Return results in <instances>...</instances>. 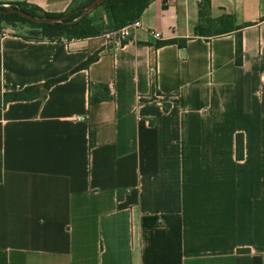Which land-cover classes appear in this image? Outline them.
Returning a JSON list of instances; mask_svg holds the SVG:
<instances>
[{"label":"crops","instance_id":"0c3cea01","mask_svg":"<svg viewBox=\"0 0 264 264\" xmlns=\"http://www.w3.org/2000/svg\"><path fill=\"white\" fill-rule=\"evenodd\" d=\"M201 1L154 0L126 38L0 33V94L69 74L0 107V264H264V0H211L243 29L210 40Z\"/></svg>","mask_w":264,"mask_h":264},{"label":"trees","instance_id":"16d2710c","mask_svg":"<svg viewBox=\"0 0 264 264\" xmlns=\"http://www.w3.org/2000/svg\"><path fill=\"white\" fill-rule=\"evenodd\" d=\"M94 1V0H93ZM92 1V2H93ZM154 0H109L104 3L110 10L112 15L114 30L118 31L121 28L133 24L136 20L140 19L144 10L153 2ZM91 2V3H92ZM8 8H18L24 10L33 16H62L65 14H70L74 10L81 8L78 7L71 12L64 14H48L41 12L37 8H31L23 3H11L6 6L0 2V9ZM211 0H203L199 6V17L200 22L195 28V35L203 37L206 40H210L216 37H222L229 35L233 32L240 31L243 27H238L235 25V18L231 15H225L218 19H213L211 17ZM38 13L42 14L39 15ZM92 19L88 16H81V14L71 15L68 23L62 24H37L23 18L19 15H0V33H4V26L15 27L16 24L28 25L31 30V35L34 36L33 39L50 40L56 41L63 38L71 39H85L91 37H97L104 34V28L96 27L92 24ZM16 35V34H13ZM25 38H31L24 36ZM188 39L181 40H171L168 42L160 43L161 45L176 44L179 47H185ZM99 58V53L91 56L85 63L73 70L75 71L88 67V65ZM243 62V42L242 35L239 33L237 35V45H236V63L237 65H242ZM69 74L61 76L59 78L51 79L41 86H29L20 91L6 92L0 94V107L6 106L10 102L14 101H29L37 98L44 97L46 92L56 83L67 79ZM105 88V86H100ZM112 94L107 88V92L102 97H90V103L95 104L103 100L111 99ZM94 133H91V144H93ZM237 151L238 158L242 159L244 156V140L242 135H238L237 138Z\"/></svg>","mask_w":264,"mask_h":264},{"label":"rangeland","instance_id":"374dc122","mask_svg":"<svg viewBox=\"0 0 264 264\" xmlns=\"http://www.w3.org/2000/svg\"><path fill=\"white\" fill-rule=\"evenodd\" d=\"M93 0H85L82 3H77L75 6H73L68 12L73 11L74 9L78 8V7H84L88 4H90ZM66 12V13H68ZM39 15H42L40 13H38ZM86 16H88L90 19H92V24L96 27H100V28H104V34L108 33V32H114L116 30H114V24H113V19H112V15L110 13V10L107 8L106 5L102 4L101 6H99L98 8H96L95 10L85 14ZM83 15V16H85ZM4 30L6 33L9 34H19L22 36H27V37H31L32 39L34 38V36L31 35V28L28 25L25 24H16L15 27H10V26H4Z\"/></svg>","mask_w":264,"mask_h":264},{"label":"water","instance_id":"95a60500","mask_svg":"<svg viewBox=\"0 0 264 264\" xmlns=\"http://www.w3.org/2000/svg\"><path fill=\"white\" fill-rule=\"evenodd\" d=\"M107 1L109 0H94L92 3L84 7L78 8L70 14H65L62 16H33L32 14L18 8L0 9V15H5V16L19 15L37 24H62V23H68L71 15L81 14V16H83L95 10L96 8H98Z\"/></svg>","mask_w":264,"mask_h":264},{"label":"built area","instance_id":"2783aa9c","mask_svg":"<svg viewBox=\"0 0 264 264\" xmlns=\"http://www.w3.org/2000/svg\"><path fill=\"white\" fill-rule=\"evenodd\" d=\"M140 25H141V23H140V20L138 19V20H136L133 24L128 25V26H125V27L121 28L120 30H118L117 32L120 33V35H121L122 38H126V37L129 35V31H128V29H129L131 26L139 27ZM3 34L6 35L7 33L4 32ZM155 37L159 39V38L161 37L160 33H156V34H155ZM110 92H111V94H112V88L110 89ZM82 119L84 120V118H82Z\"/></svg>","mask_w":264,"mask_h":264}]
</instances>
